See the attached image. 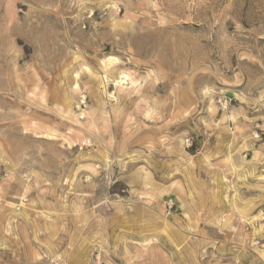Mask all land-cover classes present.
Returning <instances> with one entry per match:
<instances>
[{"label":"rangeland","instance_id":"rangeland-1","mask_svg":"<svg viewBox=\"0 0 264 264\" xmlns=\"http://www.w3.org/2000/svg\"><path fill=\"white\" fill-rule=\"evenodd\" d=\"M0 264H264V0H0Z\"/></svg>","mask_w":264,"mask_h":264},{"label":"bare ground","instance_id":"bare-ground-1","mask_svg":"<svg viewBox=\"0 0 264 264\" xmlns=\"http://www.w3.org/2000/svg\"><path fill=\"white\" fill-rule=\"evenodd\" d=\"M111 62L113 61L112 59L110 60ZM106 62H108V61H106ZM115 63V62H114ZM109 64H110V62H109Z\"/></svg>","mask_w":264,"mask_h":264}]
</instances>
